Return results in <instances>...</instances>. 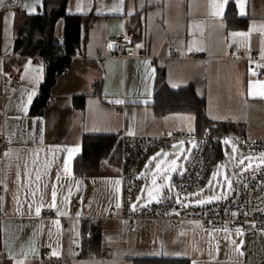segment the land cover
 <instances>
[{"label":"crops","instance_id":"0c3cea01","mask_svg":"<svg viewBox=\"0 0 264 264\" xmlns=\"http://www.w3.org/2000/svg\"><path fill=\"white\" fill-rule=\"evenodd\" d=\"M44 1L0 0V127L9 142L0 157V264H264V229L254 224L139 221L129 231L108 219L120 205L119 147L95 171L75 172L86 136L196 134L200 108L212 124L264 142V0H67V14L83 18L80 46L34 116L45 63L14 48L24 16L42 15ZM65 32L61 18L55 38L63 42ZM111 37L132 41L146 58L96 61ZM232 53L260 57L263 73ZM84 225L101 232L97 255L80 256Z\"/></svg>","mask_w":264,"mask_h":264},{"label":"built area","instance_id":"2783aa9c","mask_svg":"<svg viewBox=\"0 0 264 264\" xmlns=\"http://www.w3.org/2000/svg\"><path fill=\"white\" fill-rule=\"evenodd\" d=\"M170 58H176L174 50ZM108 58L133 59L146 58L136 44L125 38L111 37L104 44V53L95 60L102 62ZM232 59L243 60L249 69L262 74L260 66L262 59L258 56L231 54ZM13 86L21 85L16 78ZM119 139V170L121 181V197L118 208H111L107 218L121 220L127 223V229L132 231L139 221H167L178 226L185 222H198L203 229L237 228L245 224H254L264 229V167L246 171H236L231 185L230 195L223 200L196 207H185L182 204L164 202L149 208H133L131 198L137 194L144 179L141 172L150 156L160 148L171 145H193V150L183 166V171L176 176L175 183L179 191H194L205 186L218 166L223 149L230 152L233 147L244 152H263L264 142L248 141L232 132L213 133L207 129L203 135L195 133L169 132L157 137L118 135ZM9 147L7 137L0 127V157ZM91 234L87 235V238Z\"/></svg>","mask_w":264,"mask_h":264},{"label":"trees","instance_id":"16d2710c","mask_svg":"<svg viewBox=\"0 0 264 264\" xmlns=\"http://www.w3.org/2000/svg\"><path fill=\"white\" fill-rule=\"evenodd\" d=\"M67 0H45L43 14L39 16H24L17 30L15 52L21 56H41L45 63L46 78L41 86L31 114L40 115L49 105L51 89L57 77L65 72L71 65L72 56L80 46L82 17L70 16L66 12ZM65 19V39L59 42L55 38V26L59 19ZM200 129L197 135L201 136L206 129L213 133L234 131L233 126L225 124H212L203 109L197 112ZM119 147L116 136H86L83 142V153L75 163V172L81 176L95 171L100 162L112 156ZM176 179V178H175ZM91 237L87 238V233ZM101 232L98 228L83 227L81 244L82 257L97 255L104 250ZM135 264H190L183 259L170 258H136Z\"/></svg>","mask_w":264,"mask_h":264},{"label":"rangeland","instance_id":"374dc122","mask_svg":"<svg viewBox=\"0 0 264 264\" xmlns=\"http://www.w3.org/2000/svg\"><path fill=\"white\" fill-rule=\"evenodd\" d=\"M176 146L173 144L166 148L163 158H159L161 153H156L147 161L141 172V176L144 177L141 189L131 198L132 207L145 208L153 203H163L170 199L187 207L216 202L228 197L236 169L246 171L264 165L263 152H244L233 147L232 153H230L224 149V154L221 155L223 158L213 170L207 184L194 191L181 192L176 187L175 178L183 171V166L193 150V145L185 143L180 150L172 153L171 149ZM174 160L175 165L172 163ZM151 162H154L155 165L151 174L146 176V169L151 165ZM157 164H160L159 169L156 167ZM154 179L155 184H153ZM150 190L151 197L149 196Z\"/></svg>","mask_w":264,"mask_h":264},{"label":"snow or ice","instance_id":"6c2138e0","mask_svg":"<svg viewBox=\"0 0 264 264\" xmlns=\"http://www.w3.org/2000/svg\"><path fill=\"white\" fill-rule=\"evenodd\" d=\"M214 14H216V13H214ZM241 14H243V12L241 13ZM233 35H243V33H233ZM176 85H174V87H175ZM117 103H122L123 101H116ZM70 152H71V150H70ZM71 158V155L69 156V159ZM153 159H155V157H153ZM173 163V165H175V160L172 162ZM156 167H157V169H159L160 168V164H157L156 165ZM156 183V181H155V179L153 180V184H155ZM151 195H152V192H151V190L149 191V196L151 197ZM53 198H55V192H53ZM36 211H37V214H39V211H40V209L39 208H37L36 209Z\"/></svg>","mask_w":264,"mask_h":264},{"label":"water","instance_id":"95a60500","mask_svg":"<svg viewBox=\"0 0 264 264\" xmlns=\"http://www.w3.org/2000/svg\"><path fill=\"white\" fill-rule=\"evenodd\" d=\"M181 148H182V147H181L180 145H179V146H176L175 148H172V149H171V152L174 153V152L180 150ZM163 157H164V155L161 156V158H163ZM161 158H160V159H161ZM154 165H155V164H153L152 166L149 167V170H148L147 176H149V175L151 174V171H152Z\"/></svg>","mask_w":264,"mask_h":264}]
</instances>
